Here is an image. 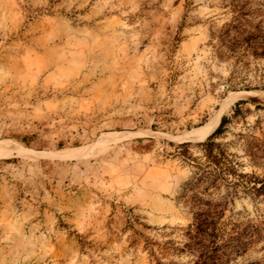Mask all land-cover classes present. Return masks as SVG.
<instances>
[{"label":"rangeland","instance_id":"1","mask_svg":"<svg viewBox=\"0 0 264 264\" xmlns=\"http://www.w3.org/2000/svg\"><path fill=\"white\" fill-rule=\"evenodd\" d=\"M230 1L0 0V264H192L191 194L257 231L229 264L264 263V191L194 179L221 117L264 178V57L218 54Z\"/></svg>","mask_w":264,"mask_h":264},{"label":"trees","instance_id":"2","mask_svg":"<svg viewBox=\"0 0 264 264\" xmlns=\"http://www.w3.org/2000/svg\"><path fill=\"white\" fill-rule=\"evenodd\" d=\"M228 6L230 18L215 37L220 57L236 60L247 54L264 57V0H231ZM226 120L221 117L215 130L200 143L204 162L196 167L200 173L194 177L195 182L204 183L203 191L216 188L222 182L232 189L240 186L246 191H264V178L235 174L229 155L211 141V137L223 129ZM248 150L250 154H264V140L252 143ZM229 176H234L235 180L229 181ZM186 198L192 219L185 230L182 250L192 256V264H229L231 257L244 253L257 232L249 222L236 223L231 216L225 217L224 203L203 200L196 194Z\"/></svg>","mask_w":264,"mask_h":264},{"label":"bare ground","instance_id":"3","mask_svg":"<svg viewBox=\"0 0 264 264\" xmlns=\"http://www.w3.org/2000/svg\"><path fill=\"white\" fill-rule=\"evenodd\" d=\"M212 129H213L212 126H207L205 128L199 129L197 132L194 133L192 138H194L196 140H201L202 138L208 136L211 133ZM7 152H10V151L8 150ZM7 152H6V154H7ZM23 152H25V151H23ZM3 153H4V151H3Z\"/></svg>","mask_w":264,"mask_h":264}]
</instances>
